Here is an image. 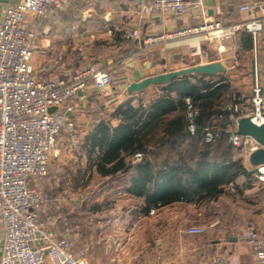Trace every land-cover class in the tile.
<instances>
[{
  "label": "built area",
  "instance_id": "2783aa9c",
  "mask_svg": "<svg viewBox=\"0 0 264 264\" xmlns=\"http://www.w3.org/2000/svg\"><path fill=\"white\" fill-rule=\"evenodd\" d=\"M77 0H23L7 5L0 16V224L3 227V264H81L83 251H76L73 229L65 223L60 229L42 219L46 199L38 182L50 172L52 152L58 141L67 134L78 143L77 123L69 116L76 109L75 99L86 100L89 89L109 94L113 83L111 69L88 61L68 71L67 77L43 76L35 71L33 60L43 51L38 46V33L29 27V18L41 21L58 10L68 8ZM140 11L151 17L152 31L136 28L126 36L137 39L144 48L172 39L200 35L209 39H231L245 29L254 39L262 30V23L253 14L252 19L224 25L208 16L205 22L178 30L156 29V17L171 14L184 18L199 13L206 16L204 0H152L139 4ZM244 5L242 10H250ZM261 88H254L250 104L253 119L264 121V98ZM51 107H58L50 111ZM226 109L231 125L218 130L204 129V140L213 142L226 134L229 143L242 148L243 157L252 174L264 181V163L252 165L251 152L262 145L251 136L237 132V120L246 116L245 109L231 103ZM236 112H239L238 116ZM198 110L187 98V129L197 132ZM139 158L142 155H138ZM152 209L150 212H153ZM199 226L190 227L189 234L204 232ZM241 240L254 249L255 264H264V238L258 230L249 228ZM204 264H228L218 252Z\"/></svg>",
  "mask_w": 264,
  "mask_h": 264
},
{
  "label": "rangeland",
  "instance_id": "374dc122",
  "mask_svg": "<svg viewBox=\"0 0 264 264\" xmlns=\"http://www.w3.org/2000/svg\"><path fill=\"white\" fill-rule=\"evenodd\" d=\"M98 1L83 5L78 0L64 12L67 16L96 20V23L88 25L89 31L83 35L84 38L81 41L77 39L75 49L79 53L90 51L89 46L85 48L90 39L103 41L100 39H106V35L116 31L127 35L136 29L131 26L137 17L135 11L139 15L143 14L139 5L134 9L127 5L106 4V0ZM80 4L89 8H84L82 12ZM105 21L108 23L105 24ZM84 26L85 23L81 28L84 29ZM76 56L80 62L74 68L87 60L83 54ZM97 93L100 92H94ZM147 96V93H142L131 102L137 105L142 98L146 103ZM113 97L116 99V96ZM82 132H79L76 144L70 141L68 135H65L63 145L58 141L52 152L50 172L38 182L45 199L58 197L64 201L58 204L59 209L68 211V207L72 206V211L78 213L75 216L77 220H71L74 225L79 224V227L73 225V239L75 250L83 251L81 264H164L165 261H172L173 264H204L221 252L223 243L226 246L230 244L231 237L241 238L245 228L252 227L264 234V181L253 176V180L249 181L252 188L244 192V197L224 196L216 203L202 207L176 203L146 214L142 210L141 199H130L124 194V179L102 178L93 172L90 157L86 153V134ZM51 178L55 179V183L49 182ZM244 181L240 179V183ZM194 226L206 230L189 234L188 229Z\"/></svg>",
  "mask_w": 264,
  "mask_h": 264
},
{
  "label": "trees",
  "instance_id": "16d2710c",
  "mask_svg": "<svg viewBox=\"0 0 264 264\" xmlns=\"http://www.w3.org/2000/svg\"><path fill=\"white\" fill-rule=\"evenodd\" d=\"M114 34L127 38L121 31ZM243 34L244 46H253L252 34ZM219 74L191 73L156 84L159 92L151 101L144 103L141 98L137 105L124 102L107 119L96 122L86 137L93 172L102 178L124 179V192L141 199L146 214L175 203L200 206L215 203L222 196L244 197L252 188L249 181L253 174L242 148L232 146L225 133L206 142L204 129L224 130L231 125L228 117L234 110L225 108L229 103L244 108L245 114L253 112L248 104L253 96L247 86L233 87ZM187 98L198 110L194 135L187 129ZM241 178L244 183H240ZM70 218L64 217L60 228L65 223L74 225Z\"/></svg>",
  "mask_w": 264,
  "mask_h": 264
},
{
  "label": "crops",
  "instance_id": "0c3cea01",
  "mask_svg": "<svg viewBox=\"0 0 264 264\" xmlns=\"http://www.w3.org/2000/svg\"><path fill=\"white\" fill-rule=\"evenodd\" d=\"M21 1L23 0H0V16L7 5ZM79 1L83 5H88L90 1L96 2V0ZM148 1L152 0H110L105 3L119 4L121 7L127 5L130 8L136 9L139 4ZM83 5L80 6L83 8L82 12L84 8H89V6ZM244 5H250L253 8L242 10L241 7ZM204 7L206 9L205 17L199 13L184 18H177L171 14L159 15L156 17L155 27L158 30H178L203 24L207 16L212 20H219L224 25L236 24L251 20L253 14H255L257 19L262 23V30L256 39L253 38V46L249 48L244 46L245 35L243 33H251L243 29L237 31L228 40L219 38L209 39L206 34H200L157 43L146 48L137 39H124L114 33L111 34L112 30L110 29L111 35H106V39H100L103 41H99L96 38L94 40L90 39L85 44V48L89 46L90 51L85 50L81 51L83 53H79L75 49L77 39L81 41L84 38L83 35L89 31L88 25L96 23V20L91 17L82 18V16H79L78 18L73 15L67 16L64 12L66 9L71 8L68 7L45 17L41 21H34L32 17L29 18V25L38 32V46L43 51V53L37 54L33 60L35 71L38 75L48 77H67L68 71L80 62V59L76 58L77 54H83L86 57L85 59L87 60L83 61L84 63L95 59L99 61L100 65L108 66L113 70V83L109 88L110 93L108 96H104L101 93L94 94L95 90L91 88L88 91V98L86 100L75 99L76 109L74 112L69 113V116L77 123V130L79 132L83 131L82 133L86 134V137L93 130L94 124L99 122L100 119H107L119 104L134 101V97H140L142 93L149 95L145 101L149 102L159 92L157 85H150L140 92H129L126 88L130 83L140 81L149 75L185 68L191 65L220 61L224 64L226 70L219 75L228 78L233 87L240 88L247 86L248 92L253 96L254 88L259 86L262 89L261 95L264 98V0H204ZM136 13L137 17L131 22L132 29L141 28L151 31L150 16L145 14L139 15L135 11ZM84 23L86 26L83 29L81 25ZM107 23L105 21V24ZM90 36L94 37L93 34H90ZM105 44L109 45L105 46ZM137 51H141V55H138ZM150 94H153V96H150ZM113 96H116V99ZM253 113L254 111L247 114ZM65 135L67 134H64L59 141L61 145L64 144ZM86 153L88 155L87 149ZM49 182L55 183V179L51 178ZM231 188L233 189V186ZM124 194L130 199L134 198V196L127 193ZM223 197H220L219 200ZM46 200L41 217L46 219V222L51 226L60 228L64 215L71 217L70 220L78 216V213L72 211V206L68 207L69 212L67 210H63V212L59 209L58 204H63L62 202L64 201L58 197L47 198ZM211 204L213 203L202 204L200 206H210ZM185 205L200 207L195 204ZM165 207L169 206H164L157 210ZM261 236L264 238V234L261 233ZM239 237H231V243L227 246L223 243L221 253L225 255L228 264H255L253 247L243 242ZM3 243V227L0 224V264H3ZM173 263L172 261H165L164 264Z\"/></svg>",
  "mask_w": 264,
  "mask_h": 264
},
{
  "label": "water",
  "instance_id": "95a60500",
  "mask_svg": "<svg viewBox=\"0 0 264 264\" xmlns=\"http://www.w3.org/2000/svg\"><path fill=\"white\" fill-rule=\"evenodd\" d=\"M226 70L224 64L220 61H212L189 67L180 68L171 71H164L155 75H149L140 81H134L127 86L129 92H140L145 90L150 85L165 84L170 82L176 77L186 74L206 73L213 74ZM58 107H51L50 111H54ZM264 117V112H263ZM237 132L243 136H251L257 140L262 147L253 151L249 155V161L252 165H259L264 163V121L261 123L256 122L252 115L241 116L237 120Z\"/></svg>",
  "mask_w": 264,
  "mask_h": 264
}]
</instances>
